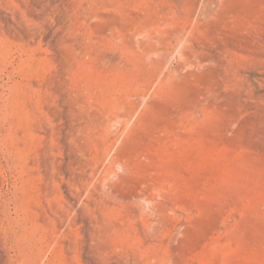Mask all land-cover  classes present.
I'll return each mask as SVG.
<instances>
[{
	"label": "rangeland",
	"instance_id": "obj_1",
	"mask_svg": "<svg viewBox=\"0 0 264 264\" xmlns=\"http://www.w3.org/2000/svg\"><path fill=\"white\" fill-rule=\"evenodd\" d=\"M0 264H264V0H0Z\"/></svg>",
	"mask_w": 264,
	"mask_h": 264
}]
</instances>
